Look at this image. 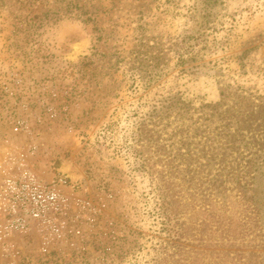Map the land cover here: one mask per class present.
<instances>
[{"label": "rangeland", "instance_id": "1", "mask_svg": "<svg viewBox=\"0 0 264 264\" xmlns=\"http://www.w3.org/2000/svg\"><path fill=\"white\" fill-rule=\"evenodd\" d=\"M226 86L264 98V0H0V176L24 161L76 185L55 229L0 221V264L153 263L139 124L169 97L212 105ZM255 168L258 216L234 205L231 236L245 241L222 248L243 264L264 262V156Z\"/></svg>", "mask_w": 264, "mask_h": 264}, {"label": "trees", "instance_id": "2", "mask_svg": "<svg viewBox=\"0 0 264 264\" xmlns=\"http://www.w3.org/2000/svg\"><path fill=\"white\" fill-rule=\"evenodd\" d=\"M138 129L135 159L154 185L160 221L157 254L148 264H243L234 250L245 240L231 236L229 211L237 204L258 216L253 186L263 176L254 171L256 157L264 156V98L238 86L199 107L172 96ZM223 247L234 249L231 257Z\"/></svg>", "mask_w": 264, "mask_h": 264}, {"label": "built area", "instance_id": "3", "mask_svg": "<svg viewBox=\"0 0 264 264\" xmlns=\"http://www.w3.org/2000/svg\"><path fill=\"white\" fill-rule=\"evenodd\" d=\"M21 126L15 127V131ZM76 185L61 175L39 179L20 161L0 176V221L5 231L23 233L44 227L55 229L66 206V196Z\"/></svg>", "mask_w": 264, "mask_h": 264}]
</instances>
